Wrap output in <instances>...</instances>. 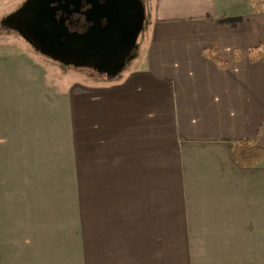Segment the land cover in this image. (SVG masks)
<instances>
[{"label": "crops", "instance_id": "0c3cea01", "mask_svg": "<svg viewBox=\"0 0 264 264\" xmlns=\"http://www.w3.org/2000/svg\"><path fill=\"white\" fill-rule=\"evenodd\" d=\"M139 1L113 78L37 91L0 56V264H264V161L232 155L264 147V10Z\"/></svg>", "mask_w": 264, "mask_h": 264}, {"label": "water", "instance_id": "95a60500", "mask_svg": "<svg viewBox=\"0 0 264 264\" xmlns=\"http://www.w3.org/2000/svg\"><path fill=\"white\" fill-rule=\"evenodd\" d=\"M55 1L61 0H30L24 7L23 27L30 39L59 59L77 63L99 60L104 62L102 70L116 72L117 62L131 50L140 31L141 2L84 0L89 7L81 14L90 26L78 32L70 31L63 17H56L63 7L51 6Z\"/></svg>", "mask_w": 264, "mask_h": 264}, {"label": "rangeland", "instance_id": "374dc122", "mask_svg": "<svg viewBox=\"0 0 264 264\" xmlns=\"http://www.w3.org/2000/svg\"><path fill=\"white\" fill-rule=\"evenodd\" d=\"M30 0H6L1 3L2 13L0 12V56L1 57H15L31 55L37 59L43 60L45 65L38 69H25L24 62L30 61L31 64H35L34 58L22 57L19 62L20 65L14 64V71L22 76L20 80H25L27 77L34 76V81L37 91H53L63 88L60 84L62 81H73L77 79H107L113 78L120 72L125 71L136 59L140 46L142 43L143 32L147 24V18H144L140 31L135 39V43L131 50L123 57V59L116 64V72L109 74L108 71H104L102 63L99 60H93L89 62L77 63L74 61H68L59 59L41 47L36 45L29 37L23 27V17L25 12L24 7ZM32 1V0H31ZM13 61V60H9ZM7 62V61H5ZM34 62V63H33ZM27 63V62H26ZM20 66V68H17ZM39 68V67H38ZM47 68H50V72H46ZM35 71V72H33ZM98 77V78H97ZM19 78V77H18ZM61 86V87H60ZM51 93V92H50ZM54 100V99H52Z\"/></svg>", "mask_w": 264, "mask_h": 264}, {"label": "trees", "instance_id": "16d2710c", "mask_svg": "<svg viewBox=\"0 0 264 264\" xmlns=\"http://www.w3.org/2000/svg\"><path fill=\"white\" fill-rule=\"evenodd\" d=\"M252 4L255 12H261L264 10V0H247ZM206 54L210 55L213 60L216 58L213 56L214 51L211 49ZM260 51L256 49L251 53V61H254L259 56ZM227 64L225 62H219V66L223 67ZM232 155L236 163L240 166H251L259 161H264V147L257 145L254 141L247 138L238 139L232 146Z\"/></svg>", "mask_w": 264, "mask_h": 264}, {"label": "flooded vegetation", "instance_id": "af4514ba", "mask_svg": "<svg viewBox=\"0 0 264 264\" xmlns=\"http://www.w3.org/2000/svg\"><path fill=\"white\" fill-rule=\"evenodd\" d=\"M103 1L100 0V2ZM51 6L63 7V10L56 12V17H63L70 31L84 32L90 26V23L84 22V16L81 14L82 11L89 7V4H86L84 0L81 3L79 0L55 1L51 3Z\"/></svg>", "mask_w": 264, "mask_h": 264}]
</instances>
